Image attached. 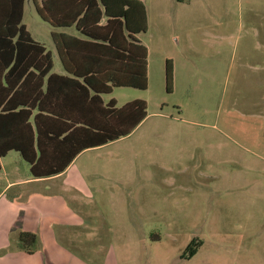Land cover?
<instances>
[{"label":"rangeland","instance_id":"1","mask_svg":"<svg viewBox=\"0 0 264 264\" xmlns=\"http://www.w3.org/2000/svg\"><path fill=\"white\" fill-rule=\"evenodd\" d=\"M139 1L148 14L138 36L148 49V88H117L103 99L119 107L144 100L148 116L87 155L98 186L90 212L110 231L104 256L119 264H241L243 244H258L264 263V0ZM24 23L53 47L32 0ZM4 164L30 175L17 152Z\"/></svg>","mask_w":264,"mask_h":264},{"label":"trees","instance_id":"2","mask_svg":"<svg viewBox=\"0 0 264 264\" xmlns=\"http://www.w3.org/2000/svg\"><path fill=\"white\" fill-rule=\"evenodd\" d=\"M32 1L43 22L76 35L52 33L65 71L56 74L53 53L23 23L27 0H0V172L1 159L17 152L34 179H47L83 152L131 135L147 118L146 101L119 107L103 96L148 88V49L138 39L148 31V14L139 0ZM173 77L168 59L169 92ZM19 243L31 254L37 237L22 232Z\"/></svg>","mask_w":264,"mask_h":264},{"label":"crops","instance_id":"3","mask_svg":"<svg viewBox=\"0 0 264 264\" xmlns=\"http://www.w3.org/2000/svg\"><path fill=\"white\" fill-rule=\"evenodd\" d=\"M45 24L51 29V38L54 31L76 35L74 28L55 30ZM29 32L34 40L46 46ZM52 45L47 49L61 65L59 72H53L64 75L53 39ZM1 82L4 83V79ZM104 147L83 152L64 173L47 179H34L31 173L22 177L19 167L7 168L4 162L14 152L1 159L0 174L4 175V184L0 183V264H119L115 256H104V232L108 234L110 231L96 227L95 216L90 212L97 203L92 188L98 186L92 182V169L86 166L87 155L94 156ZM22 232L37 237L31 254L21 248L19 235ZM88 241L94 244L93 249L86 247ZM257 245L243 244L240 248L241 264H264Z\"/></svg>","mask_w":264,"mask_h":264}]
</instances>
